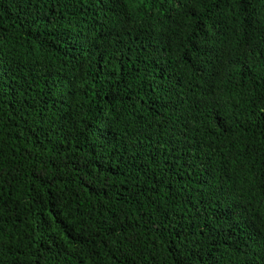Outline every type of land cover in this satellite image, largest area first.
Here are the masks:
<instances>
[{"label":"trees","instance_id":"1","mask_svg":"<svg viewBox=\"0 0 264 264\" xmlns=\"http://www.w3.org/2000/svg\"><path fill=\"white\" fill-rule=\"evenodd\" d=\"M0 264H264V0H0Z\"/></svg>","mask_w":264,"mask_h":264}]
</instances>
